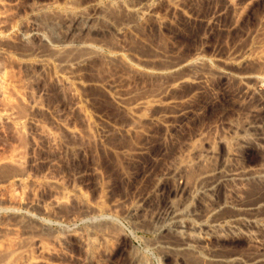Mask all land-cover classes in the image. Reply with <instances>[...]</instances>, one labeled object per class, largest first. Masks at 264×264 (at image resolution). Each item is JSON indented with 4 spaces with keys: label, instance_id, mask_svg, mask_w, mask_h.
I'll list each match as a JSON object with an SVG mask.
<instances>
[{
    "label": "bare ground",
    "instance_id": "6f19581e",
    "mask_svg": "<svg viewBox=\"0 0 264 264\" xmlns=\"http://www.w3.org/2000/svg\"><path fill=\"white\" fill-rule=\"evenodd\" d=\"M192 1L194 0H108L107 6H104L102 0H89L87 5L82 6L76 0H65L63 4H59L56 0H41L37 2L38 4L28 8V16L34 21L25 22L26 25H24L21 22L24 19L21 18L16 1L0 0V55L10 56V50H14L18 44H25L30 39L36 40L40 45H48L47 53L32 47L28 53L20 54L21 58L18 63L32 65L40 69L39 72L51 69L58 86L69 85L70 94L73 99L75 98L73 108L80 112L86 123H89L87 112L79 104L81 100L78 102L80 96L78 87L82 79L76 75L77 70L74 72V68L86 65L90 57L97 52L99 45L97 46L87 38L86 34L98 33L101 30L94 23L104 16L106 8L118 7L130 16L132 21H139V23L151 21L160 31L166 30V26L171 24L174 16H179L199 27L203 25L206 29L218 28L227 33H234L249 19L255 8L261 4L264 5V0H219L220 5L218 4V8L209 16L199 17L190 10L189 5ZM155 2H164L167 6L166 9L164 8L167 10L166 13L158 11ZM226 14H231L230 22L228 25H222L221 22ZM129 21L127 20L122 28L128 27L131 23ZM261 23L264 24V16ZM252 40L255 41V39ZM256 40L249 49L247 47L248 50H244L245 52H239L235 46H231L225 54L213 53L214 55L208 59L202 57V49H195L196 51L190 56L186 55L187 57L183 58H172L153 49L152 57L138 60L141 65L146 64L142 67L139 66L140 63H132L136 57L124 48L111 50L112 52L105 56L107 59L123 63L135 72L143 70L144 73L157 77L161 81L164 80L156 88L158 98L151 100L155 106L162 107V105L171 103L166 102L164 97L184 84L192 87L191 92L194 95L200 93L209 75L219 76L224 86L229 85V82H233L236 86L231 94L232 110L235 112L233 118H224L214 126L210 125L209 129L199 132L197 135L200 144L194 145L193 142H189L185 150L179 153L182 155L180 159L177 158L179 162L175 161L177 165L171 168L168 164L169 169L162 171L163 173L156 178L151 189L143 196L138 195V198H135L134 202L129 204L124 211L125 215L133 219L132 226L139 225L141 218L155 225L152 228L154 237L150 241L158 248L157 250H160L166 264H264V37ZM31 54L36 56L34 62H30L28 58ZM250 64L257 67L249 69ZM3 72H5V66L0 62V98L7 95L5 88L7 84L5 85L6 82L2 80ZM29 84L31 85L29 81H25L21 91L15 93L16 97L23 104L26 103L31 110H45L41 102L36 100L41 95L35 98L34 90ZM106 84L114 86V83L109 80ZM221 91V94L225 92L224 89ZM139 101L137 100L136 103L135 100L134 105L130 104L131 107L127 109L145 108L149 103L146 99ZM4 108H0V124L17 131L25 129L28 125L32 126L35 133L33 137H36L37 143L46 142L53 150L58 147L59 136L57 137L52 130L42 127L36 120L37 118H33L35 116L21 117L13 106ZM177 114L185 115L187 111L181 110ZM56 123L61 131L64 130L71 136L78 135L76 129L67 127L66 123L55 122V126ZM217 147H221V154L217 151ZM59 149L61 151V148ZM69 149L70 153L75 151L72 147ZM250 150L258 153L254 161L245 157ZM55 161L53 155L43 160L42 163L46 167L44 170L48 169V171L44 174L41 171L42 175L39 178L34 175V177L29 176V169V174H27L28 170L25 172L21 170L20 173L7 180L10 194L6 195L7 200L4 199L7 202L6 216H4L5 213L0 214V233L8 234L16 231L14 228L16 225L13 227V224L2 220L7 217L18 220L22 217L20 211L23 209L26 211L38 209L40 214L51 218V216L56 217L53 215L54 210L74 201H79L81 218L89 222L96 220L94 217L101 218L104 211L100 201L87 199L80 186L75 183L69 185L62 177L52 173ZM25 162V156L21 151L6 160L7 164L10 163L19 169ZM176 179H179L178 185L169 188L162 206L154 207L152 200L155 195L162 192L165 182ZM16 185L21 188L26 185L43 187L48 189L49 193L42 201L35 200L34 197L29 199L25 196V189L20 188V193L13 191ZM26 215V218L25 216L22 218L27 222H32L34 216L29 213ZM135 215L136 218H134ZM74 219L70 218L66 222V229L62 235L60 233L59 236L50 235L52 237H49L50 247L44 244V236L41 235L40 230L38 234L35 233L36 235L32 233L34 236L29 235L32 237L26 240L27 244L24 248L22 240H20L22 246H19L17 242L12 250L6 248L2 251L0 248V264H59L55 260L56 257L69 260L71 264H103L104 262L108 264H147L144 258L132 253L123 243L115 245L111 241L115 237H112L109 231L100 226L95 225L94 227V224L89 222L84 228H77ZM233 239L242 241L240 249L226 247L227 241ZM70 242L76 246L79 255L72 256L68 252L69 246L72 245Z\"/></svg>",
    "mask_w": 264,
    "mask_h": 264
},
{
    "label": "rangeland",
    "instance_id": "374dc122",
    "mask_svg": "<svg viewBox=\"0 0 264 264\" xmlns=\"http://www.w3.org/2000/svg\"><path fill=\"white\" fill-rule=\"evenodd\" d=\"M14 1L19 5L21 18L25 20L21 21L22 24L34 21L33 18L28 16V8L36 5L41 0ZM56 1L59 4H63L65 0ZM76 1L82 6L87 5V2H89V0ZM107 1L102 0V5L107 6ZM218 4L220 5L219 0H194L189 6L195 15L206 17L218 8ZM155 7L162 13L167 11L165 10L167 6L164 2H155ZM263 7L264 5L261 4L255 8L249 19L234 33H227L218 28L206 29L203 28V25L199 27V25L179 16H174L171 24L166 26V30L160 31L151 21L146 23L143 21L140 23L139 21H132V18L120 8H106L104 16L101 17L102 19L98 18L94 23L101 30L98 33L91 32L86 34L87 38L97 44V46L99 45L97 52L90 57L86 65L74 68V72L77 70L76 75L82 79L79 89L77 88L81 96H79L78 102L81 100L79 104L87 112L88 121H91L89 123H86L82 119L80 112L73 108L75 98L73 99L70 94L69 85L58 86L54 81L51 69L39 72L40 69L32 65L18 63L21 58L19 57L20 54L28 53L32 47L47 53L48 45H40L36 40L30 39L25 44H18L14 50H10L9 58L0 55V62L5 66V72H3V77H1L6 82H4L5 85L7 84L5 86L7 95L4 98H0V108L5 109V106H13L21 117L35 116L33 118H37L36 120L39 121L42 127L52 130L57 137L59 136V144H57L58 147L56 149L61 148V151L60 149L57 151L49 147L46 142L39 141L37 143L36 137H33L35 133L32 126L28 125L25 129L17 131L14 128L0 124V199H2L0 201V214L5 213L4 216H6L7 202L5 200H7L6 195L10 194L8 193L9 183L7 180L20 173L21 170H24V172L28 170L27 174H29V169V176L39 178L45 171H48V169L44 170L46 167L42 163L43 160L45 161L52 155L54 156V161L56 159L55 169L52 167V173L62 177L69 185L75 183L80 186L87 199L100 201L104 211L103 215H101L102 219L97 216L94 217L96 220H92L93 222L90 220L89 222L80 217L81 208L79 201L61 205L53 211L55 213L53 215L56 217L51 216V218L40 214L38 209L33 211L23 209L20 211L22 217L25 216L26 218V214L29 213V215L34 216H32L34 219L32 222H27L22 217H19L18 220L13 217H7L5 218L6 220L3 219V222L13 224V227L16 225L14 227L16 231L8 234L3 233L4 235L0 233V248L2 251L6 248L12 250L17 244L19 246L24 245L23 248L26 247V240L34 236L35 233L38 234L40 230L41 235L44 236H42L44 244L50 247V235H53V237L59 236V233L62 235L66 229V222L70 218H75L74 222L77 228H84L89 223L94 224V227L95 225L96 227L100 226L104 230L109 231L112 237H115V239L112 238L113 240H111L115 245L123 243L132 253H136L142 259L144 258L147 264H166L163 255H161L162 253L159 252L160 250H157L158 248L150 241L154 237L152 228L155 225L141 218L142 221L139 222V225L137 224L138 226L134 224L132 226L133 219L125 215L124 211L129 204L134 202L135 198H138V195L139 197L143 196L151 189L156 178L165 172L166 169H169V165L170 167L177 165L176 162H179L182 155L179 153L185 150L189 142H193L194 145L200 144L197 135L199 132L205 131L203 129H209L210 125L214 126L224 118H233L235 112L232 110L233 101L231 94L236 86L233 82H229V85L224 86L219 76L209 75L210 79L208 76V82L206 80L204 89L200 93H195L196 96L191 92L192 87L184 84L175 92L164 97L166 102L170 101L171 103L162 105V107L155 106L151 103V100L158 98L156 88L164 80L161 81L157 77L144 73L142 72L143 70L135 72L123 63L107 59L105 56L107 53L109 54L119 48L126 49L128 53L136 57L137 61L152 57L154 50L163 52L172 58H183L187 57L186 55L190 56L198 49H202V57L204 56L205 59L216 53L225 54L231 46H235L239 52H242L248 50L257 41L256 39L259 40L264 37V24L261 23L264 16ZM230 19L231 14H226L221 24L228 25ZM127 20H130L129 23H131L128 27L122 28ZM205 35H207L206 38ZM252 39H255V41ZM199 46L201 47L199 48ZM28 58L30 62L36 60L35 54L29 55ZM136 59L133 60V64L140 63ZM53 62L56 63L54 60ZM145 65L139 64L141 67ZM250 65H248L249 69L257 67L254 64ZM45 73L46 75H44ZM24 80L31 83L29 85L34 90L35 98L37 95H41L36 100L41 102L39 103L45 110H31L26 103L23 104L22 101L18 100L15 93L21 91L22 86L25 84ZM107 80L112 81L114 86L107 85ZM222 89L225 91L223 94H221ZM40 91H42L41 94ZM171 98L172 100H170ZM134 99L136 103L139 99L140 101H145L146 99L149 103L146 104L145 108L127 109L131 107L132 103L134 105ZM148 104L153 106L150 107ZM176 108L179 111H187V114L178 115L179 111ZM57 118L59 119L57 120ZM59 120L66 123L67 127L75 128L78 135L71 136L66 131H61V128L57 127V123L56 126L54 124L55 122H60ZM32 141H35L36 145ZM71 147L75 151L70 153L69 148ZM65 148L68 149L66 150ZM20 151L25 156L24 167L22 166L19 169L10 163H6V160ZM217 151L221 154V147H217ZM27 154L30 156H27ZM257 156L258 153L254 150H250L245 154V157L251 161H254ZM173 163L176 164L174 165ZM178 183L179 179L166 181L162 192L155 195L152 200L154 207L162 206L169 188L176 187ZM14 187L13 191L20 193L21 187L17 185ZM34 187L35 189H33ZM34 187L26 185V187L21 188L25 189L26 198L34 197L35 200L42 201L48 196V189ZM255 189L253 188V190ZM134 218H136V215ZM36 222L38 224H35ZM39 227L40 229H37ZM42 229L44 230L42 231ZM32 233L34 234L32 235ZM30 234L32 236L29 237ZM20 240H22V245ZM114 241L117 242L115 243ZM241 243L242 241L238 239L228 240L226 247L229 249H240L242 247ZM71 244H69L68 252L72 256L79 255L76 246L73 243ZM73 247L75 248L73 249ZM55 260L59 264H71L69 260H61L60 257H56Z\"/></svg>",
    "mask_w": 264,
    "mask_h": 264
}]
</instances>
